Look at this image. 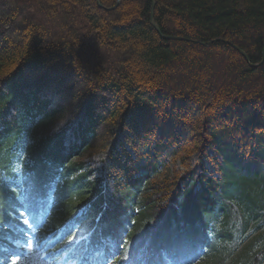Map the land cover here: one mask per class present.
Wrapping results in <instances>:
<instances>
[{
    "label": "trees",
    "instance_id": "obj_1",
    "mask_svg": "<svg viewBox=\"0 0 264 264\" xmlns=\"http://www.w3.org/2000/svg\"><path fill=\"white\" fill-rule=\"evenodd\" d=\"M155 1L214 43L152 0H0L7 264H264V0Z\"/></svg>",
    "mask_w": 264,
    "mask_h": 264
},
{
    "label": "water",
    "instance_id": "obj_2",
    "mask_svg": "<svg viewBox=\"0 0 264 264\" xmlns=\"http://www.w3.org/2000/svg\"><path fill=\"white\" fill-rule=\"evenodd\" d=\"M98 1V4L100 7H102V4L100 3V0H97ZM121 0H117V3L115 6H113L111 9H115L119 4H120ZM153 6H154V2H153ZM154 13L152 11V15H151V24L155 27V29L159 32L160 36L164 39H167V40H184V41H192L190 39H187L185 37H182V36H175V35H167V34H164L159 25L156 23L155 19H154ZM214 42H200L199 41V44H202L204 46H207V45H212ZM228 44L232 45L234 48H236L241 54H243L245 56V58L249 61V57L247 56V54L242 50L240 49L239 47H237L235 44L231 43L228 41ZM264 62V58L263 60L261 61V63L259 64H253V63H250L251 66L255 67V66H258L260 64H262Z\"/></svg>",
    "mask_w": 264,
    "mask_h": 264
},
{
    "label": "snow or ice",
    "instance_id": "obj_3",
    "mask_svg": "<svg viewBox=\"0 0 264 264\" xmlns=\"http://www.w3.org/2000/svg\"><path fill=\"white\" fill-rule=\"evenodd\" d=\"M24 223H28V221H24ZM70 239H72V238H70ZM37 243L38 242H35V241L26 242L25 247H27L29 249H34L37 246ZM12 255L16 256L17 254L14 253ZM7 259L8 258H0V264H7ZM125 259H127V257H125ZM12 264H17V261L15 259H13Z\"/></svg>",
    "mask_w": 264,
    "mask_h": 264
},
{
    "label": "rangeland",
    "instance_id": "obj_4",
    "mask_svg": "<svg viewBox=\"0 0 264 264\" xmlns=\"http://www.w3.org/2000/svg\"><path fill=\"white\" fill-rule=\"evenodd\" d=\"M177 163H178V162H177ZM177 163H176V164H177ZM178 166H179V165L177 164V167H178ZM28 258H29L30 264H41V263H38V262H37V260H38V258H39L37 253H35V254H30Z\"/></svg>",
    "mask_w": 264,
    "mask_h": 264
},
{
    "label": "bare ground",
    "instance_id": "obj_5",
    "mask_svg": "<svg viewBox=\"0 0 264 264\" xmlns=\"http://www.w3.org/2000/svg\"><path fill=\"white\" fill-rule=\"evenodd\" d=\"M153 2H154V6L152 5V11H153V13H154V8H155V4H156V1L155 0H152V4H153ZM152 11H151V15H152ZM154 17V16H153ZM155 28V27H154ZM187 39H189V38H187ZM190 40H192V41H189V42H194V43H199V40H193V39H190ZM200 42H202V41H200ZM232 43V42H231ZM234 44V43H233ZM261 63V62H260ZM257 64H259V63H257ZM261 65V64H260ZM260 65H258V66H260ZM258 66H256V67H258Z\"/></svg>",
    "mask_w": 264,
    "mask_h": 264
}]
</instances>
